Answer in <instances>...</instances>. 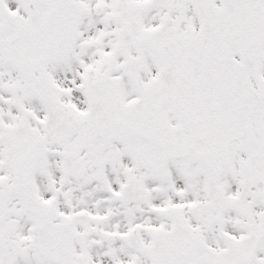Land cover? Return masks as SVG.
<instances>
[{
	"label": "snow or ice",
	"instance_id": "snow-or-ice-1",
	"mask_svg": "<svg viewBox=\"0 0 264 264\" xmlns=\"http://www.w3.org/2000/svg\"><path fill=\"white\" fill-rule=\"evenodd\" d=\"M0 264H264V0H0Z\"/></svg>",
	"mask_w": 264,
	"mask_h": 264
}]
</instances>
